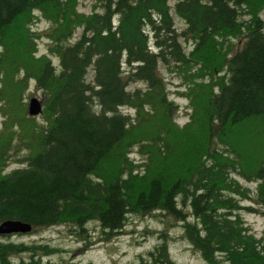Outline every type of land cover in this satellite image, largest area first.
Listing matches in <instances>:
<instances>
[{
    "label": "trees",
    "instance_id": "1",
    "mask_svg": "<svg viewBox=\"0 0 264 264\" xmlns=\"http://www.w3.org/2000/svg\"><path fill=\"white\" fill-rule=\"evenodd\" d=\"M97 6L82 13L76 0H0V74L11 81L23 67L18 78H34L44 116L37 122L23 107H2L3 123L17 125L0 138V222H29L28 232L66 224L88 245L124 233L130 216L149 215L179 224L180 237L207 264H264V227L257 234L243 214H264V0H98ZM38 14L50 22L44 33L56 61L34 56ZM160 64L187 69L189 120L198 124L189 153H182L189 134L176 132L173 140L162 122L137 133L135 118L122 110L142 107L139 119L149 105L148 115L160 110L175 124ZM131 81L143 86L130 88ZM248 122L261 138V152L249 163L239 143ZM135 144L147 155L141 170L128 156ZM14 155L20 165L6 170ZM167 228L158 229L140 264H176ZM21 233L0 232V264H45V256L62 249L10 238Z\"/></svg>",
    "mask_w": 264,
    "mask_h": 264
},
{
    "label": "rangeland",
    "instance_id": "2",
    "mask_svg": "<svg viewBox=\"0 0 264 264\" xmlns=\"http://www.w3.org/2000/svg\"><path fill=\"white\" fill-rule=\"evenodd\" d=\"M173 1L174 0H170V2ZM97 3L98 0H76V9L82 13H90L92 10L98 8ZM171 12L173 14L177 28H183L185 26L183 20L177 16L172 9ZM260 13L264 18V8L260 10ZM49 25L50 22L43 14H38L36 19H34L32 26L39 33V35L34 39L35 45L33 51L35 58L49 56L52 60L56 61V54L49 49L51 40L44 33ZM80 31L81 27L78 26L72 39L76 38ZM183 42L186 50H190L191 46L189 45V42ZM13 59L14 58H12L10 61ZM15 61L14 67L12 69L17 66ZM11 63H13V61ZM20 67L21 66H18V70L14 73L15 79L11 81H5L3 79V74H0V138H7L6 133L11 131L12 128L16 127L17 125L15 122H13L11 126L8 124L5 125L3 123V106H10L11 109H16L20 106L24 108L27 118L32 116L33 120L37 122H42L44 119V116H42V95L40 91L34 87V78L32 76H28L25 81L22 78H18L25 76L23 73L24 68ZM12 69H10V71H12ZM216 69L217 68H214L212 71L216 72ZM90 70L89 77L92 75V69L90 68ZM159 71L166 84V90L169 97L176 104L172 114L175 124L171 123L170 121L169 123L171 125L168 124L167 118L164 117L160 110H155L148 115L147 111L151 107L149 105L144 107L145 109L142 110V113L145 111V114L143 113L144 115L139 119H137V112H140L142 107L138 110H135V108L123 106L122 110L129 112L131 116L135 118L136 121L134 124L136 127L134 126V128L135 130L137 128V133L149 132L156 123L162 122L166 126L167 130L172 133L171 137L173 140L175 138L176 132L182 133L183 135L189 134L184 136L185 142H187L189 146L188 150H183L182 152L189 153L193 150V146H195V144L192 143L193 137L191 135L197 131L198 124L196 123L195 119L189 120L193 106L190 103V97L188 93H184L188 89L186 80L184 78V75H186L184 71H187V69L180 68L178 65H170V67H168L160 64ZM193 71H195V69ZM203 73L204 75L202 80L204 82H209L211 78L210 75H208L205 71H201V74ZM136 85L143 86V83L140 81H131L129 83L130 88H133ZM32 97L38 98L42 104V109L34 115L28 113V105ZM148 120L149 122H147ZM188 122L191 123L189 128L186 131H182L187 126ZM252 122L255 124L254 121ZM253 123L248 122L247 126L250 128H245V133H242L241 131L240 134H242V136L239 134V137L242 141V143H239L243 147L246 160L254 158V156H257L261 152V150L258 149L261 138L258 133L253 131ZM197 136L198 134H196L195 137ZM11 139L14 140L15 138L12 136ZM244 139L245 141H243ZM11 144L12 143H9L7 145V149ZM174 144H172L173 147ZM144 148L145 147H142L141 149L139 145L135 144L131 150H128L129 158H131L135 164H139L137 166V170H141L146 163L145 159L147 155L146 153L142 152ZM149 148L151 147L149 146ZM171 154L172 150L169 152V155ZM246 162L249 163V160ZM18 165H20V162H18L16 155H14L9 160L6 170ZM243 202L245 203V201ZM243 214L252 229L257 234H259L264 227V214L245 211H243ZM91 226L92 229L95 230L96 225L92 223ZM163 227H168L167 230L171 235V238L169 239V249L176 264H207L201 257L200 253L192 248L190 243L180 237L182 228L179 224H165V222L163 223L161 220L159 221L155 217L149 215L141 218L138 216H130V219L128 220V223L125 227L126 231L124 233H121L109 240H98L96 238L93 243L88 245H85L81 240L75 237L69 231V227L66 224H55L48 227L39 228L33 232L27 231L22 232L21 234H13L10 236V238L14 240L25 241H47L62 247V249L57 251L55 254L45 256L42 259L43 262L45 261V264L47 261L58 260H65V264H140V257L143 256L145 251L151 248L157 241L158 229Z\"/></svg>",
    "mask_w": 264,
    "mask_h": 264
},
{
    "label": "water",
    "instance_id": "3",
    "mask_svg": "<svg viewBox=\"0 0 264 264\" xmlns=\"http://www.w3.org/2000/svg\"><path fill=\"white\" fill-rule=\"evenodd\" d=\"M42 109V104L38 98L32 97L28 105V113L31 115L37 114ZM31 229L29 222L21 221L19 219H5L0 222V232H27Z\"/></svg>",
    "mask_w": 264,
    "mask_h": 264
}]
</instances>
